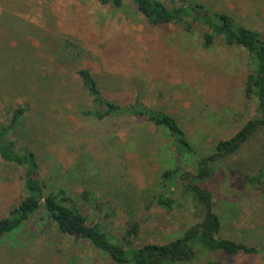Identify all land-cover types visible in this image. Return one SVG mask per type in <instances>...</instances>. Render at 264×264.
<instances>
[{
  "label": "rangeland",
  "instance_id": "rangeland-1",
  "mask_svg": "<svg viewBox=\"0 0 264 264\" xmlns=\"http://www.w3.org/2000/svg\"><path fill=\"white\" fill-rule=\"evenodd\" d=\"M264 34V0H194ZM251 58L216 38L205 49L199 29L151 25L125 0L123 7L97 0H0V130L36 156L38 179L80 199L89 193L106 208L98 216L121 239L137 223L131 246L165 245L199 224L205 210L178 185L172 211L149 205L161 192L163 171L175 164L194 176L199 160L215 154L257 117L256 99L244 93ZM87 69L103 95L120 104L135 98L174 116L199 159L178 158L164 129L144 119L98 121L82 111L91 100L77 71ZM18 113L15 118L14 114ZM264 128L231 156L207 162L212 176L196 183L212 196L219 237L264 246V178L251 186L246 174L264 170ZM23 170L0 158V219L25 196ZM179 174L181 182L186 176ZM107 215V217H105ZM38 213L0 241V264H115L88 241L45 227ZM264 264L261 255L229 256L197 248L194 259L164 264Z\"/></svg>",
  "mask_w": 264,
  "mask_h": 264
},
{
  "label": "trees",
  "instance_id": "trees-1",
  "mask_svg": "<svg viewBox=\"0 0 264 264\" xmlns=\"http://www.w3.org/2000/svg\"><path fill=\"white\" fill-rule=\"evenodd\" d=\"M102 5L110 4L114 8L123 7L125 0H97ZM137 11L151 25L173 24L186 32L199 29L202 46L209 49L216 38H222L230 46L245 50L251 58V71L244 81V93L248 99H256L257 117L248 121L231 138L216 144L215 154L199 160L194 176L182 174L177 164L161 174V192L153 194L149 205L155 204L166 211H172L177 205L176 188L181 185L184 197L191 198L196 205L205 210L204 218L188 229L182 238L165 245L131 246V239L139 232L138 224L131 223L121 239L112 237L98 216L84 212V203L91 205L96 215L106 208L104 203L96 201L87 192L80 194V199L69 195L63 188L49 189L44 181L38 179L39 166L35 154L28 148H17L13 140L8 139L11 127L0 130V158L23 170L21 176L25 196L15 205L8 217L0 219V241L7 234H12L23 227L33 215L42 213L45 227L55 224L57 231L65 236L80 241H88L115 264H164L168 261L182 263L194 259L197 248L211 252H221L229 256L238 254L261 255L264 260V246H248L244 243L219 237L221 222L212 212V196L196 183H202L212 176L214 169L208 165L217 159L231 156L240 146L253 138L259 127L264 128V34L245 27L233 17L213 11L194 0H129ZM77 74L83 89L91 100V108L82 111L98 121L110 118L144 119L157 128L164 129L170 138L172 152L178 158L199 159L197 148L187 138L178 120L159 108H152L135 98L132 102L120 104L105 97L89 70L80 69ZM15 118L18 113L14 114ZM264 147V146H263ZM179 174L186 176L183 182ZM264 170L257 174H246L245 181L251 186L262 183ZM177 186V187H176ZM107 217V215L105 216ZM209 264H218L209 262Z\"/></svg>",
  "mask_w": 264,
  "mask_h": 264
}]
</instances>
